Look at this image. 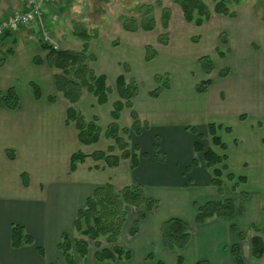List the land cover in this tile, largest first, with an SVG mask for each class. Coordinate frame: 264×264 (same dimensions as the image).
Returning <instances> with one entry per match:
<instances>
[{"label":"crops","instance_id":"0c3cea01","mask_svg":"<svg viewBox=\"0 0 264 264\" xmlns=\"http://www.w3.org/2000/svg\"><path fill=\"white\" fill-rule=\"evenodd\" d=\"M51 3L48 1L44 4L51 6ZM28 8V0H0V20L15 11ZM42 10L44 17L45 9ZM219 16L226 26L229 25L231 17ZM213 21L212 17L201 26L187 22L199 34L198 41L193 43L202 49L195 56V73L191 68L179 69L178 66H174L172 72L162 70L171 75V84L158 97L150 95V91L156 87L154 77L150 85L142 89L140 87L134 99V109L142 121L149 123V129L140 135H132L131 144L140 147V154H146L145 157L140 156L135 169H132L130 159L123 160L118 167L108 168L103 161L88 158L79 164L76 171L71 172V156L74 152L83 150L91 154L95 150H107L110 141L102 137L97 144L82 146L75 126L66 123L69 103L56 91L54 72L46 64L37 65L34 62L36 56L44 57L41 39L37 36L45 30L42 27L44 20L23 25L14 31V35L3 40L0 38V91L15 87L20 97L17 110H10L0 103V264H56L62 235L73 232L78 210L98 186L107 182L142 184L146 194L160 202L159 208L149 212L139 222L137 234L124 246L131 250L132 258L119 261V264H156L159 260L176 264L177 252L167 250L162 244L164 221L180 217L194 224L196 204L218 197L217 189L212 185V171L206 167L203 153L194 151L197 141L210 146L208 124H216L214 116L216 112H221V103L226 95L224 91H210L215 81L222 78L219 76L217 59L222 61L226 58H215L216 69L209 76L201 71L198 64L200 55H213L216 44L220 42L216 38L218 29ZM253 23L251 20H240L236 24L231 22V27L234 30L237 27L248 28ZM33 26H37V30ZM111 34L90 42V51L96 57L91 66L97 73L107 76L108 85L112 88L108 102L101 105L92 94L85 92L75 104L76 109L87 119L96 118L104 129L113 121L111 112L118 99L115 81L120 74H126L123 64L131 68L130 74L126 75L141 83L142 76L132 61L143 68L150 62L145 58L147 45L157 50V58L167 52V56L172 55L174 58L193 57L187 56L190 40L186 36L177 37L171 33L169 43L162 45L154 33L129 32L119 24ZM13 39L16 45L14 52L9 54L7 50L13 45ZM57 41L53 40L60 48L63 47ZM121 48H124L123 56L117 51ZM231 72L232 68L227 76ZM208 77L212 79V85L206 92L199 93L197 84ZM32 83H37L41 88L40 98H36ZM50 96H56L57 100L51 102ZM243 116L239 117L240 120L246 119L245 114ZM118 123L122 128L130 127V110L122 112ZM217 123L223 126L218 134L227 144L224 153L228 157L229 169L238 176H246L247 183L243 185L250 186L252 195L258 196L260 200L261 196L264 197V180L262 186L254 184L251 165L263 163L264 136L261 141L259 138L254 142L251 133L246 134V150L253 145L252 154L256 153L257 158L244 159L239 166L240 161L234 160L233 153L244 146V141L233 133L232 127L225 126L222 124L224 122ZM189 127H195L198 134H194ZM227 127L231 131L225 130ZM7 150L15 153V159H10ZM158 155L163 160H159ZM195 157L198 159L197 165L193 164ZM22 173L29 175L28 186L23 183ZM232 191V188L225 190L224 187V196L221 198L235 199L236 193ZM128 210L123 233L137 217L135 209L130 207ZM235 217L213 218L203 225L194 224L192 240L181 251L183 264H198L201 261H208L209 264H237L231 248L240 243V236L232 227L241 229L243 223L236 222ZM13 224L24 226L26 232L34 237L35 244L12 247ZM39 246L44 248V255L40 254ZM149 255L153 259H149ZM77 262L100 264L90 254L86 260L79 258ZM249 263L243 257V264Z\"/></svg>","mask_w":264,"mask_h":264},{"label":"trees","instance_id":"16d2710c","mask_svg":"<svg viewBox=\"0 0 264 264\" xmlns=\"http://www.w3.org/2000/svg\"><path fill=\"white\" fill-rule=\"evenodd\" d=\"M172 1L180 7L184 19L197 26L210 21L214 14L231 18L237 16V13L231 10L230 2L226 0L218 1L213 9L210 8L205 0ZM157 5L162 8V27L167 30L172 12L169 7L162 6L159 1L151 4H142L138 8L139 18L122 15L120 19L123 28L129 32L154 30L156 27L154 12ZM14 31L7 30L1 39L14 35ZM77 36L84 41L82 49H56L52 43L41 39L44 57L36 56L34 58L35 64H46L54 72L56 91L69 103L66 123L75 126L79 143L82 146L94 145L102 137L110 141L107 150H95L91 154H87L83 150L74 152L71 156L70 171H76L79 164L84 163L88 158H92L95 161H103L105 167L108 168L118 167L123 160L130 159L132 169H135L139 165L140 156L145 157L146 154H140V147L131 144L132 135H140L144 130L149 129V123L142 121L139 113L134 109V99L140 91L139 83L134 77L126 75L130 74L131 68L128 64H123L126 74H120L115 81L118 99L114 103L111 112L112 123L104 129L97 123L96 118L87 119L81 111L76 109L75 104L81 100L85 92L92 94L99 104H105L108 102L112 88L108 85L107 76L97 73L91 66L96 61L95 55L90 51L92 36L87 32H80ZM194 40L197 41V39ZM11 42L13 45L7 50L9 54L14 52V46L16 45L15 39ZM220 42L226 47L229 43L227 35L223 34ZM159 43L163 45L169 43V34L167 32L160 35ZM216 52L217 55L215 56L224 59L230 50L229 48L223 50L217 47ZM157 54L158 52L153 46H146L145 58L147 61L154 59ZM215 56L204 55L198 59L201 71L207 76L216 69ZM229 73V69L224 68L220 71V76L226 77ZM162 78H165V81L161 87L159 83ZM154 81L157 86L150 91L152 97H158L162 91L170 88L171 81L168 74L155 75ZM211 85L212 79L208 77L197 84L196 90L199 93H204ZM32 87L36 98H40L42 92L39 85L32 83ZM49 100L55 102L57 97L50 96ZM0 103L10 110H17L20 106V97L16 88L10 87L0 91ZM124 110H130L132 123L130 127L122 128L118 120ZM189 128L194 134H198V130L195 127ZM222 128V125L208 124V134L211 136L212 145L206 146L203 141H197L194 144L195 153H203L205 165L212 171V185L217 189L220 196L218 199H209L201 204H196L195 225H203L215 217H234V215L243 211V204H236L233 198H221L224 196L225 178L233 183L232 189L235 190H237V185L247 183L246 176H238L229 169L227 164L228 157L224 153L227 150V144L218 134V130ZM225 130L231 131L229 127ZM199 137L203 138L202 135H199ZM7 154L10 159H15V153L12 150H7ZM158 159L163 160V157L158 155ZM193 164H198L197 157L193 159ZM21 177L24 185L28 186L30 184L29 175L22 173ZM240 195L245 199L249 196V193L240 191ZM159 206L160 202L149 197L142 184L117 186L112 182H107L98 186L87 198L85 205L78 210L74 220L73 235L67 232L64 233L58 244L64 264H78L77 258L86 260L92 243L96 249L94 253L95 259L100 264L130 260L132 258L131 250L120 244L124 226L129 216L128 209L131 207L137 213L136 219L128 230V234L132 237L138 232L139 222L144 220L149 212L159 208ZM194 224L180 217H171L164 221L162 225V244L167 250L177 252L176 264L184 263L181 251L192 240ZM232 228L234 231H238L236 226ZM252 230L255 233L251 237V255L255 259H262L264 257V235L260 233V228L256 225L252 226ZM239 236L241 242L246 239L245 232L240 231ZM33 244H35V239L26 232L24 226L20 224L12 225V247L21 248ZM38 250L41 255L45 254L43 247L39 246ZM231 251L237 264H243L242 246L240 243L234 244ZM148 258L153 259V256L149 255ZM156 264L166 263L159 260ZM198 264H209V262L201 261Z\"/></svg>","mask_w":264,"mask_h":264},{"label":"rangeland","instance_id":"374dc122","mask_svg":"<svg viewBox=\"0 0 264 264\" xmlns=\"http://www.w3.org/2000/svg\"><path fill=\"white\" fill-rule=\"evenodd\" d=\"M51 6L42 5L45 9V16L41 18L44 20L42 27L45 28L43 33L39 35V39L48 37L54 43L53 40H58V44L63 47L72 50H80L83 46V40L77 36L80 32H87L92 36L91 40L98 38L108 37L113 32L115 27H123L121 22V16L137 17L139 18L138 8L142 4H151L155 2H161L162 6L169 7L172 15L169 20L168 29L165 30L162 27V8L157 5L154 12L156 20V27L151 32L159 37L163 33L169 34V41L171 33L173 35L186 36L190 40V46H187V56L193 57H173L172 55L163 54L160 58L157 56L152 59L143 68L141 65L132 61L135 68L138 67L139 74L142 76V80L139 81V86L142 88L147 87L153 81L155 75L168 74L171 81V75L169 72L174 69V66H178L179 69L187 68L194 70L197 60L195 56L202 52L201 48H197L193 42L194 39H199L193 25L187 24L184 19L183 13L178 5L173 3L172 0H50ZM220 0H205V2L214 8L215 4ZM230 2L231 10L237 13V16L230 19L229 25H225L221 16L214 14L213 23H216L218 32H216V38L221 40L223 34L227 35L229 43L225 47L218 42L216 48L220 47L223 50L229 48L230 52L227 54L226 59H217L218 69L220 71L224 68H228L232 72L227 77L219 78L212 86V90L216 93L224 91L226 93L225 99L222 101L221 112H216L214 121L224 122L225 126L232 127L233 133L236 136L241 137L244 141V146L238 151H234L233 157L235 161L242 160H256V153L252 154L254 149L253 145H250L246 150V134L251 133L252 140L256 142L259 138L264 136V0H226ZM6 18V17H5ZM240 20H251L253 25L248 28L231 27L232 23H237ZM36 22H33L35 24ZM37 30V26H33ZM211 28V27H210ZM212 30V28H211ZM113 35V34H111ZM211 39V38H209ZM160 44V43H159ZM163 45V44H162ZM120 55L123 56L124 48L118 49ZM214 56L217 55L216 49ZM200 56H203L200 55ZM182 57L181 59H179ZM157 58V59H156ZM215 58H219L215 56ZM222 59V58H221ZM179 60V61H178ZM175 63V64H174ZM181 63V64H176ZM223 67V68H222ZM222 68V69H221ZM137 70V69H136ZM164 72V73H161ZM172 72V71H171ZM218 75V71H217ZM220 76V72H219ZM221 77V76H220ZM137 80V79H136ZM165 78L160 80L159 85L162 87ZM138 82V80H137ZM155 83V81H154ZM156 85V83H155ZM144 86V87H143ZM157 86V85H156ZM246 119L240 120V116L244 115ZM213 121V122H214ZM122 127V126H121ZM126 127V126H125ZM129 127V126H127ZM252 130V131H250ZM243 136V137H242ZM133 137V136H132ZM126 139L128 137L125 136ZM132 142V141H131ZM209 144L211 145V137H209ZM257 144V143H256ZM106 145V143H105ZM104 145V146H105ZM253 175L255 176L254 184L262 186L264 178V160L262 164L251 165ZM225 190L229 187H233V183L225 178ZM113 183V182H112ZM117 186H123L125 184H117ZM250 187V186H249ZM246 185H237V190L232 189L235 192L234 198L236 204H243V211L234 216L235 221L241 224V229L238 228L236 232H245L246 239L240 241L242 246V255L249 264H264V257L262 259H255L251 255V237L254 235L252 226L256 225L260 228V233L264 235V197L261 196L259 200L258 196L252 195V190ZM251 188V187H250ZM240 191H246L249 193L247 198H242ZM220 198L218 195L217 199ZM255 199V200H252ZM216 218V217H215ZM222 219V218H216ZM132 225L130 224L121 236L120 243L122 246H126V243L130 240L131 236L128 234V230ZM194 229V226H193ZM74 231L71 232L73 235ZM193 233V231H192ZM96 249L92 243L90 247V256L92 257ZM59 256L56 258V264H64L62 253L58 252ZM79 259V258H78ZM120 262L107 264H119ZM126 264V263H124Z\"/></svg>","mask_w":264,"mask_h":264},{"label":"built area","instance_id":"2783aa9c","mask_svg":"<svg viewBox=\"0 0 264 264\" xmlns=\"http://www.w3.org/2000/svg\"><path fill=\"white\" fill-rule=\"evenodd\" d=\"M50 0H28L29 8L25 11H16L11 13L6 18L0 20V38L7 30H16L20 26L27 25L33 22H41L43 12L40 4L46 3ZM44 40L51 41L48 37ZM58 49V45L54 44Z\"/></svg>","mask_w":264,"mask_h":264}]
</instances>
